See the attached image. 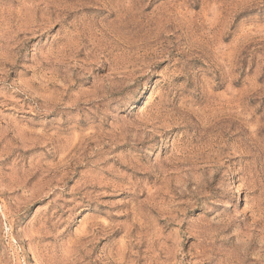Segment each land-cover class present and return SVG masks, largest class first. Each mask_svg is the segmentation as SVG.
Masks as SVG:
<instances>
[{"label": "rangeland", "instance_id": "374dc122", "mask_svg": "<svg viewBox=\"0 0 264 264\" xmlns=\"http://www.w3.org/2000/svg\"><path fill=\"white\" fill-rule=\"evenodd\" d=\"M0 264H264V0H0Z\"/></svg>", "mask_w": 264, "mask_h": 264}, {"label": "bare ground", "instance_id": "6f19581e", "mask_svg": "<svg viewBox=\"0 0 264 264\" xmlns=\"http://www.w3.org/2000/svg\"><path fill=\"white\" fill-rule=\"evenodd\" d=\"M231 175H230V177L228 178V180H226V184H229L230 183V178L232 177V174H233V171H231V173H230Z\"/></svg>", "mask_w": 264, "mask_h": 264}]
</instances>
